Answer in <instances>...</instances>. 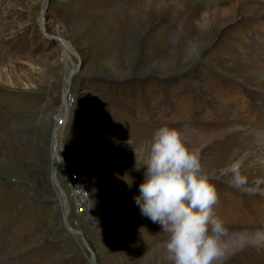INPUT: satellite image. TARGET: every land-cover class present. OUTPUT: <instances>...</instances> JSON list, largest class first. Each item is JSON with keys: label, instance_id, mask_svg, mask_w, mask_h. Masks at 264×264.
Here are the masks:
<instances>
[{"label": "rangeland", "instance_id": "obj_1", "mask_svg": "<svg viewBox=\"0 0 264 264\" xmlns=\"http://www.w3.org/2000/svg\"><path fill=\"white\" fill-rule=\"evenodd\" d=\"M47 6L42 17L44 0H0V264H90L88 248L94 264H171L167 234L134 200L137 159L161 124L216 188V264H264V0ZM246 96L256 111L233 116ZM55 143L67 223L82 237L63 225Z\"/></svg>", "mask_w": 264, "mask_h": 264}, {"label": "clouds", "instance_id": "obj_2", "mask_svg": "<svg viewBox=\"0 0 264 264\" xmlns=\"http://www.w3.org/2000/svg\"><path fill=\"white\" fill-rule=\"evenodd\" d=\"M142 167L144 180L134 200L141 214L167 234L164 248L171 264H216L226 228L215 212L217 191L198 153L177 128L161 124L145 159H137L135 170Z\"/></svg>", "mask_w": 264, "mask_h": 264}, {"label": "bare ground", "instance_id": "obj_3", "mask_svg": "<svg viewBox=\"0 0 264 264\" xmlns=\"http://www.w3.org/2000/svg\"><path fill=\"white\" fill-rule=\"evenodd\" d=\"M49 1V0H48ZM48 1H47V5H48ZM44 15H45V10H44V14H43V16L42 17H44ZM63 45H66V47L68 48V49H70L71 51H73L74 49L73 48H70L69 47V45H67L66 43H65V41H63ZM68 51V50H67ZM79 57V59H81L80 58V56H78ZM79 68H80V65H79V67H78V71H79ZM71 73V72H70ZM69 73V74H70ZM74 74H76V72H73L72 73V76H71V78H70V80L68 79V81L69 82H67V84L68 85H70V82H71V80H72V77L74 76ZM264 74V73H263ZM206 85H208V83L206 84ZM209 86V85H208ZM68 94H69V87H66L65 88V93H64V104H67L68 102H67V96H68ZM196 98H197V100H198V96H195ZM192 101V100H191ZM191 101H189L187 104H188V106H187V109L189 108V105H190V102ZM200 101V100H199ZM202 107L203 106H197L196 108H195V110L193 111V112H198L199 113V109H201V111H204V112H206V109H203L202 110ZM190 111V113H192L191 112V110H188V112ZM64 112H66V110H65V108L62 110V114L63 115H61L62 117H65V113ZM208 113V112H207ZM209 114H210V112H209ZM200 116V115H199ZM208 116H211V115H208ZM201 117H203L204 119H205V117H206V114H201ZM57 125H56V128H55V132L57 131L58 132V128H60V127H58V125L60 124V122H57L56 123ZM63 125V124H62ZM256 139H257V137H256ZM258 139H259V137H258ZM261 140H263V139H261ZM258 141V140H257ZM62 151V150H61ZM58 153H59V151L57 150V143H55V146H54V159H56V161L58 160V162H57V167L56 168H54V170L52 171L53 172V180H52V184L58 189V192H59V196H60V199H61V201H62V203H64V210H65V212L63 213L64 214V219H63V225L64 226H66L68 229H69V225H68V223H67V218H66V216H65V213L67 212V214H68V206H67V199H66V194H65V192L63 191V189L61 188V186H60V184H59V182H58V175H57V173L61 170V167H62V160H61V158L60 157H57V156H59L58 155ZM62 153L64 154V152L62 151ZM56 155V156H55ZM71 181L72 182H75L76 180H75V178H74V176H71ZM66 199V200H65ZM70 231V230H69ZM71 233H73V234H75V235H77L76 233H74V232H72V231H70ZM78 236H80V235H78ZM256 236V235H255ZM244 238V237H243ZM247 238H249V237H247ZM261 238V237H260ZM250 239V238H249ZM84 243H85V240H84ZM86 244V243H85ZM92 250V249H91ZM90 264H93L92 262H90Z\"/></svg>", "mask_w": 264, "mask_h": 264}, {"label": "water", "instance_id": "obj_4", "mask_svg": "<svg viewBox=\"0 0 264 264\" xmlns=\"http://www.w3.org/2000/svg\"><path fill=\"white\" fill-rule=\"evenodd\" d=\"M47 1L48 0H44V6H45V8H44V10H46V8L48 7L47 6ZM54 38L55 39H57V40H60L61 41V43H63V39H61V38H59V37H57V36H54ZM77 58H79V57H77ZM79 63H80V59H79V61H78V64L76 65L77 67H75L74 68V70H73V72H77L78 71V65H79ZM72 72V73H73ZM72 73H70V74H68V79L70 80V78H71V76H72ZM62 122H63V118H62ZM61 123L58 125V127H61ZM54 134V133H53ZM55 135V134H54ZM53 135V137H56V135L54 136ZM57 162H58V160H57ZM65 216L67 217V212L65 213ZM69 230L70 231H72V232H74V233H76L77 235H80L81 237H82V233L80 232V231H78V230H76V229H73V228H71V227H69ZM89 250H90V253H91V262L94 264V252H93V250H91V248H88Z\"/></svg>", "mask_w": 264, "mask_h": 264}, {"label": "crops", "instance_id": "obj_5", "mask_svg": "<svg viewBox=\"0 0 264 264\" xmlns=\"http://www.w3.org/2000/svg\"><path fill=\"white\" fill-rule=\"evenodd\" d=\"M114 36H119V35H114ZM114 36H113V37H114ZM119 37H120V36H119ZM113 42H114V41H113Z\"/></svg>", "mask_w": 264, "mask_h": 264}, {"label": "trees", "instance_id": "obj_6", "mask_svg": "<svg viewBox=\"0 0 264 264\" xmlns=\"http://www.w3.org/2000/svg\"><path fill=\"white\" fill-rule=\"evenodd\" d=\"M202 98V97H201ZM200 100V99H199ZM205 102H206V100H205ZM206 119V118H205Z\"/></svg>", "mask_w": 264, "mask_h": 264}, {"label": "built area", "instance_id": "obj_7", "mask_svg": "<svg viewBox=\"0 0 264 264\" xmlns=\"http://www.w3.org/2000/svg\"><path fill=\"white\" fill-rule=\"evenodd\" d=\"M62 120V119H61Z\"/></svg>", "mask_w": 264, "mask_h": 264}]
</instances>
